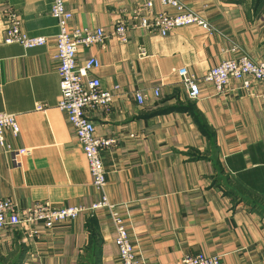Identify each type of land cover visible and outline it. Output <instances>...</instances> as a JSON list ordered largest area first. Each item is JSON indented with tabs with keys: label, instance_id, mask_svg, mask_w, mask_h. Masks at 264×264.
<instances>
[{
	"label": "crops",
	"instance_id": "0c3cea01",
	"mask_svg": "<svg viewBox=\"0 0 264 264\" xmlns=\"http://www.w3.org/2000/svg\"><path fill=\"white\" fill-rule=\"evenodd\" d=\"M52 1L0 0V114L14 115L21 129L17 139L7 133V141L30 151L15 161L0 147V197L18 211L47 203L84 212L38 236L34 227L0 230V264H122L112 211H91L104 196L145 264H183L190 255L264 264V86L256 82L245 91L232 83L219 96L202 84L192 101L177 72L186 68L202 78L242 55L264 60V0H179L213 31L192 26L162 37L130 30L127 44L113 37L105 46L79 49L78 64L97 59L100 67L90 76L116 94L108 112H87L98 137L117 141L101 154L103 191L94 187L83 148L58 109ZM65 1L72 28L111 30L148 14L149 0ZM10 9L29 35L47 39L44 47L4 43ZM161 11L156 3L154 12Z\"/></svg>",
	"mask_w": 264,
	"mask_h": 264
},
{
	"label": "built area",
	"instance_id": "2783aa9c",
	"mask_svg": "<svg viewBox=\"0 0 264 264\" xmlns=\"http://www.w3.org/2000/svg\"><path fill=\"white\" fill-rule=\"evenodd\" d=\"M156 3L161 5V12H154ZM145 8L148 14L140 21H134L131 24L118 22L111 30L79 29L71 26L73 14L67 9L66 1H52L51 15L57 21L59 28L56 36V57L59 62L61 88L58 109L73 127L76 140L82 146L88 162L94 187L99 191H103L107 185L106 170L101 154L103 151L112 150L117 141L98 137L94 123L87 117V112L92 109H102L108 112L116 94L112 91H104L101 81L90 76L93 70L100 67L97 59L92 58L82 65L78 64L79 49H88L94 45L105 46L106 41L113 37L117 38L120 43L127 44L130 30H145L162 37L169 36L180 28L192 26L199 27L208 33L213 31L204 18L179 0H149ZM7 14L8 29L4 39L6 45H19L26 50H31L47 44L45 37H33L23 29L16 11L10 9ZM140 54L144 56L146 51L142 49ZM177 72L182 77V83L192 101L199 100L202 84L213 85L219 96L224 95L232 83L238 89L245 91H250L256 82L264 86V60L251 59L246 55L223 62L202 78L190 75L186 68L179 69ZM155 94L158 96L159 91L156 90ZM134 96L139 105L145 104V97L142 93L136 92ZM41 109L43 108L39 106L38 110ZM20 132L19 123L14 115L0 114V147L13 155L15 161L19 156L30 155L29 150H17L6 139L7 133L17 139ZM100 209L112 211L117 231L116 245L121 263L145 264L136 256L128 227L119 213L115 211V206L105 196L93 205L91 211ZM83 212L84 209L79 207L54 208L47 203H37L29 210L18 211L10 200L0 197V230L18 226L34 227L32 235L38 236L40 230H52L68 221L77 220ZM183 264H222V262L220 257L190 255L185 257Z\"/></svg>",
	"mask_w": 264,
	"mask_h": 264
},
{
	"label": "trees",
	"instance_id": "16d2710c",
	"mask_svg": "<svg viewBox=\"0 0 264 264\" xmlns=\"http://www.w3.org/2000/svg\"><path fill=\"white\" fill-rule=\"evenodd\" d=\"M91 248H92V249L89 250V251H90L89 253H92V256H93L94 258H96V257H97V251H98V250H97V247L93 244V246H92ZM92 256H91V258H93ZM95 260H96V259H95ZM91 264H96V261H94V262L91 261Z\"/></svg>",
	"mask_w": 264,
	"mask_h": 264
},
{
	"label": "rangeland",
	"instance_id": "374dc122",
	"mask_svg": "<svg viewBox=\"0 0 264 264\" xmlns=\"http://www.w3.org/2000/svg\"><path fill=\"white\" fill-rule=\"evenodd\" d=\"M221 258V257H220ZM91 259V258H90ZM221 262H222V260H221ZM86 264H91V260H87V263Z\"/></svg>",
	"mask_w": 264,
	"mask_h": 264
}]
</instances>
